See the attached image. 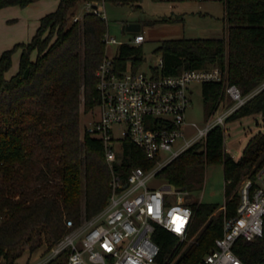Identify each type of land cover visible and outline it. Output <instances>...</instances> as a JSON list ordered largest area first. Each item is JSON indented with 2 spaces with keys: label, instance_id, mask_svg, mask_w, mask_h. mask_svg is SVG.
I'll return each instance as SVG.
<instances>
[{
  "label": "trees",
  "instance_id": "obj_1",
  "mask_svg": "<svg viewBox=\"0 0 264 264\" xmlns=\"http://www.w3.org/2000/svg\"><path fill=\"white\" fill-rule=\"evenodd\" d=\"M39 1L0 0V10ZM143 1L59 0L57 9L40 19L30 42L0 53V261L4 264H18L26 250L32 255L45 243L52 249L68 234L67 220L78 226L107 206L111 171L104 145L89 134L82 137L80 118L82 104L86 113L100 104L97 70L107 54L108 23L96 13L77 23H70V18L81 4L139 9ZM223 2L227 37L163 41L157 48L163 59L162 74L220 67L226 81L246 95L264 82V0ZM19 50V69L8 79L13 55ZM129 61L134 69L142 66L141 46L120 47L117 68L126 69ZM224 95L223 83L203 84L208 116L218 110ZM255 115L264 121V91L227 122ZM122 160L119 171L124 177L135 168L148 170L154 165L142 148L128 140ZM210 164L224 167L225 211L218 204L196 199L190 203L195 215L191 236L198 233L193 244L181 245L173 233L157 226L153 238L160 253L155 264H198L213 248L223 234L224 217L237 213L243 180L254 178L264 167V135L250 140L235 160L226 151L224 128L216 127L205 145L197 143L157 176L173 188L197 192ZM234 250L245 264H264V237L240 240ZM67 257L65 252L49 264H67Z\"/></svg>",
  "mask_w": 264,
  "mask_h": 264
},
{
  "label": "built area",
  "instance_id": "obj_2",
  "mask_svg": "<svg viewBox=\"0 0 264 264\" xmlns=\"http://www.w3.org/2000/svg\"><path fill=\"white\" fill-rule=\"evenodd\" d=\"M205 1V0H188ZM223 1V0H214ZM94 5L98 8L94 9ZM87 13L106 19L105 4L87 3ZM84 17L73 16V22ZM104 42L110 46H141L145 38L133 35L129 42L109 35ZM106 54L97 70L100 94V116L84 129L103 142L106 162L111 171V196L103 211L76 226L67 220L68 234L46 251L38 264H49L68 253L67 264H155L160 246L153 236L157 226L173 233L179 244L197 242L191 236L195 215L190 203L192 192L167 184L156 189L150 183L158 173L197 143L205 145L216 127L226 128L227 120L246 103L264 91V82L244 95L240 87L226 81L220 67L189 69L178 75L162 74L163 59L147 71L134 69L129 61L119 70L116 58ZM215 82L225 85L232 104L224 109L221 103L209 120L199 125L190 122L187 111L192 103L194 86ZM83 135V136H84ZM142 148L154 165L135 168L128 177L119 171L125 141ZM240 203L235 216L224 217L223 234L198 264H245L234 248L240 240L254 242L264 237V167L254 178L247 176L239 190ZM221 210L225 211L226 206ZM1 264V261H0Z\"/></svg>",
  "mask_w": 264,
  "mask_h": 264
},
{
  "label": "rangeland",
  "instance_id": "obj_3",
  "mask_svg": "<svg viewBox=\"0 0 264 264\" xmlns=\"http://www.w3.org/2000/svg\"><path fill=\"white\" fill-rule=\"evenodd\" d=\"M52 3H55V0ZM44 7L43 14L52 11L51 8ZM18 9L20 14L12 13V16L9 15L10 19L0 14V51L4 50L6 46L12 47L18 41L28 42L30 36L27 30L30 32L35 27L32 24L36 22L37 18L31 15L32 12H29L26 7L18 6ZM105 9L106 13L103 11V15L104 17L105 14L107 15L109 35L119 41L129 42L133 39V34L126 32L124 27L129 25L141 26L140 33L145 38V42L141 45L144 55V63L141 66L142 71H147L150 66L159 64L162 56L157 51V48L165 40L227 37L223 1L144 0L140 4L139 9L131 5L117 6L112 4H105ZM86 13L84 5L81 4L76 9L75 15L78 14L84 17ZM15 18H22L23 22L19 23L14 20ZM26 23H29V29L27 30ZM70 23H73V17L70 18ZM119 49L120 46H110L107 48V54L115 57L119 53ZM36 55L37 53L34 52L32 58L35 59ZM19 60V53L14 54V65H12L9 75L17 73ZM222 104L224 109H219L217 113H222L226 107L232 104L226 93ZM99 116V108L86 113L82 104L80 118L82 137L84 129L90 127ZM187 117L190 122H196L199 125L205 124L210 118L205 110L202 85L200 84L194 86L192 103L187 111ZM224 130L226 151L230 154L232 153V157L234 156L238 160L250 140L264 135V121L261 115L248 116L238 121L228 122ZM150 186L156 189H164L167 187V182L158 178L153 180ZM241 186L242 184L240 188ZM225 189L226 181L223 165L210 164L205 171V181L202 189L192 192V199L202 203L224 206L228 200L225 195ZM47 250L48 245L45 243L37 252L38 255H33L32 258L29 257L30 253L26 250L20 258V262L22 264H37ZM1 264H4V261Z\"/></svg>",
  "mask_w": 264,
  "mask_h": 264
},
{
  "label": "crops",
  "instance_id": "obj_4",
  "mask_svg": "<svg viewBox=\"0 0 264 264\" xmlns=\"http://www.w3.org/2000/svg\"><path fill=\"white\" fill-rule=\"evenodd\" d=\"M51 2H53V0H41V1H39V2H36V3H33V4H31V5H29V6H27L26 7V9L27 10H29V12H32V16H35L37 19L35 20L36 22H33V24L32 25H35V27H34V29L32 30V31H30L29 32V30H27V29H29V23H26L25 25H26V30L28 31V34H29V36H30V38H29V40H28V42H30V40L33 38V36L36 34V31H37V29H38V27H39V25H40V19L42 18V17H44L46 14L44 13L43 14V7L44 8H51L52 9V11H50V12H53V11H55L56 9H57V7H58V5H59V0H55V3H52L51 4ZM30 10H32V11H30ZM49 12V13H50ZM12 13H19L20 14V11H19V9H18V6H13V7H8V8H4V9H2V10H0V14H3V16H6V17H8L9 19H10V17H9V15H11ZM18 14V15H19ZM48 14V13H47ZM12 16V15H11ZM12 18V17H11ZM13 20V19H12ZM14 20H17L19 23L22 21L23 22V20H22V18H15ZM20 20V21H19ZM10 21V20H9ZM28 42H20V41H18V42H16L15 44H17V43H28ZM14 44V45H15ZM13 45V46H14ZM12 46V47H13ZM9 46H6L5 48H4V50H1L0 51V53H2L3 51H5V50H8V49H10V48H12V47H9ZM19 53V57H20V54H21V51L19 50V51H17L15 54H18ZM20 61V60H19ZM13 65H14V55H13ZM15 74H12V75H9V72L7 73V78L8 79H10L12 76H14ZM232 154V153H231ZM233 158L235 159V160H237L236 159V157H234L233 156ZM40 250V249H39ZM38 250V251H39ZM38 251H36L34 254H32V255H30L29 257L30 258H32V256L34 255H38L37 254V252ZM42 258V257H41ZM20 260L21 259H19L17 262H18V264H22L21 262H20ZM30 261H31V259H30ZM28 263H30V262H28ZM38 264V263H37Z\"/></svg>",
  "mask_w": 264,
  "mask_h": 264
},
{
  "label": "water",
  "instance_id": "obj_5",
  "mask_svg": "<svg viewBox=\"0 0 264 264\" xmlns=\"http://www.w3.org/2000/svg\"><path fill=\"white\" fill-rule=\"evenodd\" d=\"M98 7L94 5V9H97ZM124 30L130 34L136 35L140 33L141 31V26L140 25H129L124 27Z\"/></svg>",
  "mask_w": 264,
  "mask_h": 264
}]
</instances>
